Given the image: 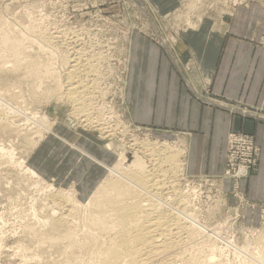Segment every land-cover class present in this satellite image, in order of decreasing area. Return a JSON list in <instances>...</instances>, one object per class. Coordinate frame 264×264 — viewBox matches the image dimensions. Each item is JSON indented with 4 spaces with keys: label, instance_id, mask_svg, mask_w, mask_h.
Returning <instances> with one entry per match:
<instances>
[{
    "label": "rangeland",
    "instance_id": "1",
    "mask_svg": "<svg viewBox=\"0 0 264 264\" xmlns=\"http://www.w3.org/2000/svg\"><path fill=\"white\" fill-rule=\"evenodd\" d=\"M242 11L247 16L262 19L264 0H0V18L15 30L16 35L20 33L26 48L21 57L23 61L55 58L53 62L57 61L56 67H59L60 54L71 59L75 56L83 61L82 65L85 63L82 66L85 73L80 71L78 77L88 80L91 88L94 81L96 91L101 93L94 100H102L99 119L103 124L101 128L97 125V129L96 125H89L92 128L88 122L73 116L71 103L60 102L45 94L47 84L35 82L41 90L35 93L30 70L23 66L18 77L12 75V80L3 82L4 75L0 74V112H5L9 121L8 124L5 119L0 120V150L4 149L2 158L6 159L0 165V264H60L62 261L57 250L49 244H39L28 234L32 228L43 232L51 229L48 221L53 206L45 200L50 199L55 190H68L78 198L73 188H61L42 179L27 164L34 148L45 135L53 132L58 118L71 121L68 125L71 130L98 133L104 146L116 153L118 160L127 153H136L152 168V160L144 154L143 148L169 147L174 151L176 165L165 164L164 168L170 170L166 178L174 181L176 191L164 188L161 198L186 214L187 227L194 223L197 230H201L195 237L196 244L193 239L190 241L194 243H186L188 235L185 233L182 244L190 251L193 248L191 253L199 254L202 260L211 254L212 245L217 246L216 264H243L244 259L253 260L256 250L248 244L256 238H264V200L250 198L249 180L259 175L263 153L257 145L259 151L248 154L245 146L230 142V135L251 137L257 144L256 137L243 131H231L226 138L224 170L212 174L206 167L205 172L193 174L190 172L191 135L179 130H163L160 136L157 129L131 120L128 105L134 37L140 35L160 48L173 69L182 74L185 67L178 62L180 59L173 48L176 38L183 33L200 32L205 21L227 22ZM34 26L44 27L54 37L53 48H57L58 53L54 51L55 57L46 53L41 55L37 44H32L27 28ZM76 53H79L78 57ZM2 62L6 63L7 75L12 73L9 69L12 71L18 64L10 58ZM88 62L95 63H92L97 66L95 72L89 70ZM64 81L66 85L67 80ZM191 88L188 87V91L195 92L196 98L206 107L264 122L261 112L230 104L227 100L213 99L207 91L199 94ZM4 124L10 126L6 131ZM248 157H251L252 165L246 161ZM242 164L251 166L248 173L243 168L238 171ZM110 168L105 180L111 177ZM182 246L162 259L174 260L176 257L177 260L176 255L180 256V250L184 249ZM20 247L25 248V252ZM188 249L181 255L190 252ZM189 254L185 256L187 259Z\"/></svg>",
    "mask_w": 264,
    "mask_h": 264
},
{
    "label": "crops",
    "instance_id": "2",
    "mask_svg": "<svg viewBox=\"0 0 264 264\" xmlns=\"http://www.w3.org/2000/svg\"><path fill=\"white\" fill-rule=\"evenodd\" d=\"M133 41L131 120L157 129L160 136L163 130L189 133L193 174L205 172L206 167L212 174L224 170L226 138L231 131L254 135L263 154L259 175L249 180L250 198L264 200V122L206 107L195 92L188 91V87L199 94L207 91L213 99L264 114V18L242 11L230 21H205L200 32L181 34L173 48L185 67L182 74L150 41L140 35ZM70 122L58 118L53 132L34 148L27 164L42 179L73 188L84 202L106 179L108 167L118 157L104 146L98 133L71 130Z\"/></svg>",
    "mask_w": 264,
    "mask_h": 264
},
{
    "label": "bare ground",
    "instance_id": "3",
    "mask_svg": "<svg viewBox=\"0 0 264 264\" xmlns=\"http://www.w3.org/2000/svg\"><path fill=\"white\" fill-rule=\"evenodd\" d=\"M27 31L32 44H37V50L41 55L46 53L52 58L55 57L54 51L56 53L57 48H53L54 37L44 27H28ZM0 44L3 48L0 51V74L4 75L3 82L12 80V75L14 78L18 77L24 67L25 70H30V78L34 82L32 89L35 93L41 92L35 82L47 84L45 94L49 98L71 103L74 111L72 115L80 117L79 120L82 119V122H88V126L96 125V129L97 125L103 126L99 119L102 100H94L98 99L101 93L96 91L94 81L91 88L88 80L78 77L80 71L85 73L82 69L85 63L82 65L83 61L80 58L72 55L74 58L71 59L72 57L59 54L58 58L61 62L58 64L59 67H56L57 61L53 62L55 58L46 61H40L39 58L23 61L21 57L26 53V48L20 33L16 35L15 30L1 18ZM76 54L78 57L79 53ZM5 58L14 59L19 64L13 67L12 71L9 69V73L12 72L10 75H7L6 63L2 62ZM92 63L88 62V65L90 64L88 67L90 71L95 72L97 66ZM62 68L66 71L62 72ZM64 78L67 80L66 85ZM5 114L0 112V120L5 119L9 124ZM9 127L5 125L3 130L6 131ZM143 149L144 154L152 160V168L151 165L147 166L146 159L136 153H127L122 159L119 158L120 160L117 161L119 163L116 162L110 168L111 177L95 187L96 190L89 198L87 197L88 199L86 198L87 201H81L68 190H55L49 196L50 199L45 200L47 203L51 202L53 206L52 216L48 221L51 229L43 232L32 228L28 234L39 244H49L57 250L62 257L60 264H216L217 246L212 245L209 250L211 254L202 260L199 254L191 253L193 248H190V251L189 247H185L186 244H182L183 239L186 238L189 240L185 242L192 239L196 241L195 237L201 230H197L194 223H190L191 225L187 227L189 222L185 218L186 214L164 201V197L161 198L164 188L171 189L172 192L176 191L174 181L166 178L170 170L164 168L165 164L170 167L176 165L174 151L166 145ZM2 152L4 149L0 150V165L5 159L2 158ZM184 233L188 237L183 238ZM207 239L211 240V237L207 236ZM1 240L0 236V244ZM193 241L190 242L194 243ZM182 245L184 249L190 251L186 252L191 254L188 259L185 257L187 254L181 255L184 250ZM251 245L256 250L254 253L256 256L253 260L244 259L242 263L264 264V238H256L253 243L251 241V244H248L249 247ZM179 246H182L183 250H180V256L174 254L177 260L176 257L174 260L171 257V259H162V256L165 257L167 254L170 256L172 253L170 255L169 253ZM19 249L25 252V248ZM17 254L20 255L19 252Z\"/></svg>",
    "mask_w": 264,
    "mask_h": 264
},
{
    "label": "built area",
    "instance_id": "4",
    "mask_svg": "<svg viewBox=\"0 0 264 264\" xmlns=\"http://www.w3.org/2000/svg\"><path fill=\"white\" fill-rule=\"evenodd\" d=\"M230 142L233 141L234 144H240L242 146L246 147V150L248 152V154H252L253 152H258V146L256 143H254L253 139L247 136H238L237 134H233L230 135ZM241 147V146H240ZM243 147V148H245ZM249 162L250 165H252L253 163L251 162V157H248V160H246ZM243 168L244 170H246V173H248L249 169L251 168V166H246V164H242L238 171L240 172V169ZM246 173H244L243 175H246ZM241 177V175H240Z\"/></svg>",
    "mask_w": 264,
    "mask_h": 264
}]
</instances>
